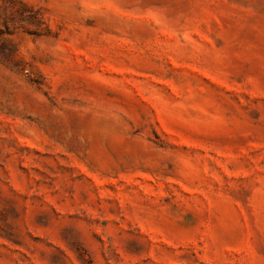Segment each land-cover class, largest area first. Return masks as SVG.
Segmentation results:
<instances>
[{
  "label": "rangeland",
  "instance_id": "obj_1",
  "mask_svg": "<svg viewBox=\"0 0 264 264\" xmlns=\"http://www.w3.org/2000/svg\"><path fill=\"white\" fill-rule=\"evenodd\" d=\"M0 264H264V0H0Z\"/></svg>",
  "mask_w": 264,
  "mask_h": 264
}]
</instances>
